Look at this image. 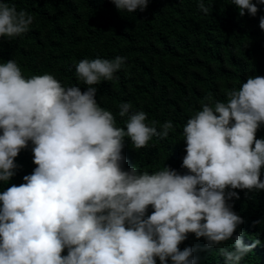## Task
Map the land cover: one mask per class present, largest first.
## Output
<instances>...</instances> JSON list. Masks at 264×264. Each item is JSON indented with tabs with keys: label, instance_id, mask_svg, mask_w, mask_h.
I'll list each match as a JSON object with an SVG mask.
<instances>
[{
	"label": "clouds",
	"instance_id": "1",
	"mask_svg": "<svg viewBox=\"0 0 264 264\" xmlns=\"http://www.w3.org/2000/svg\"><path fill=\"white\" fill-rule=\"evenodd\" d=\"M111 2L133 13L150 0ZM231 3L240 16L255 17L264 0ZM198 8L209 13L205 0ZM33 22L27 11L0 0V37H21ZM259 27L264 30V16ZM124 63L121 56L79 61L84 92L51 74L26 78L13 59L0 63V181L16 174L15 159L29 142L36 165L24 183L0 191V264H156V258L197 264L193 247L179 248L190 233L219 247L225 264H240L261 243L245 244L238 234L232 250L221 247L244 222L228 203L239 198L231 190H264V139L256 138L264 125V76L229 90L226 102L206 97L209 103L187 120L186 174L168 166L138 173L122 168L125 137L145 148L153 137L167 138L173 123L158 131L146 123L147 113L130 111L125 102L119 106L125 130L97 103L94 85L113 80Z\"/></svg>",
	"mask_w": 264,
	"mask_h": 264
},
{
	"label": "trees",
	"instance_id": "2",
	"mask_svg": "<svg viewBox=\"0 0 264 264\" xmlns=\"http://www.w3.org/2000/svg\"><path fill=\"white\" fill-rule=\"evenodd\" d=\"M255 3V0H253ZM17 10L34 17L30 30L21 37H0V63L15 60L23 75L51 74L64 87L87 85L76 77V64L82 59L125 58L111 81L97 88V103L116 118L117 127L126 130L127 116H119L121 103H130V111H144L146 123L161 130L171 121L173 129L164 139L153 137L148 146L135 149L125 137L122 168L136 167L150 174L165 166L179 174L186 155L183 127L203 103L227 101L226 93L239 89L255 76H264V30L259 27L264 4H258L255 17L239 9L231 0H205L209 13L198 8V0H150L148 7L133 13L121 12L111 0H9ZM156 121L155 125L151 122ZM2 134V131H0ZM264 139V125L256 133ZM254 146V145H253ZM33 145L29 142L15 159L16 174L0 181V191L24 183L33 172ZM260 179L264 181V168ZM238 199L228 201L243 223L233 239L222 244L233 248L235 235L245 244L261 243L240 264H264V190L235 189ZM153 209L148 208L146 215ZM258 221V223H255ZM204 238L188 234L180 250L193 247L197 264H225L219 247H206ZM67 255V249L62 252ZM156 264H160L156 258ZM168 264H172L169 259Z\"/></svg>",
	"mask_w": 264,
	"mask_h": 264
}]
</instances>
